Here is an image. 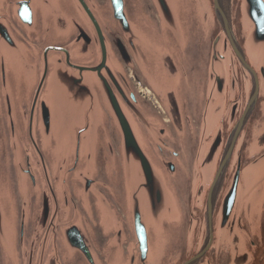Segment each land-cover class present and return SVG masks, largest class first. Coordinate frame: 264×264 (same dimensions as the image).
I'll list each match as a JSON object with an SVG mask.
<instances>
[{
	"label": "water",
	"instance_id": "obj_1",
	"mask_svg": "<svg viewBox=\"0 0 264 264\" xmlns=\"http://www.w3.org/2000/svg\"><path fill=\"white\" fill-rule=\"evenodd\" d=\"M100 1L0 0V264L19 262L17 191L24 205L37 188L18 166L28 155L22 140L27 119L23 105L37 82L30 38L43 37L52 44L73 40L70 51L60 50L63 57L50 64L38 130L57 189L78 203L77 220L66 230L76 262L95 264L88 219L100 230L111 231L112 248L128 250L125 258L115 257L114 264L157 259L180 219L141 128V122L154 116L132 90L124 64L137 66L157 97L167 92L175 58L186 47L192 0H151L158 34L145 0H105L104 6ZM252 1L260 42L264 7ZM31 216L36 217L28 201L21 224Z\"/></svg>",
	"mask_w": 264,
	"mask_h": 264
},
{
	"label": "flooded vegetation",
	"instance_id": "obj_2",
	"mask_svg": "<svg viewBox=\"0 0 264 264\" xmlns=\"http://www.w3.org/2000/svg\"><path fill=\"white\" fill-rule=\"evenodd\" d=\"M191 2L186 47L177 52L167 92L157 97L139 68L124 64L132 90L154 116L141 122V128L180 213L160 255L147 264H264V39L256 40L249 6L254 3ZM259 2L264 7V0ZM144 4L158 34L155 8L151 0ZM71 43L30 38L37 82L23 105L27 119L22 140L28 155L18 166L37 188L24 205L17 191L18 264H80L70 254L66 231L77 220L78 203L57 189L38 130L50 64L63 57L60 50L70 51ZM28 201L36 217L22 225ZM88 223L95 264L125 258L126 247L110 246L111 231L100 230L90 219Z\"/></svg>",
	"mask_w": 264,
	"mask_h": 264
}]
</instances>
